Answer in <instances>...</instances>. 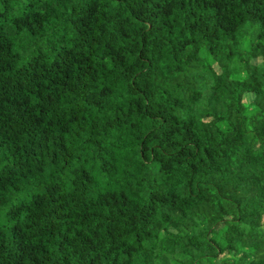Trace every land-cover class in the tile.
<instances>
[{"label":"trees","instance_id":"trees-1","mask_svg":"<svg viewBox=\"0 0 264 264\" xmlns=\"http://www.w3.org/2000/svg\"><path fill=\"white\" fill-rule=\"evenodd\" d=\"M0 264H264V0H0Z\"/></svg>","mask_w":264,"mask_h":264}]
</instances>
